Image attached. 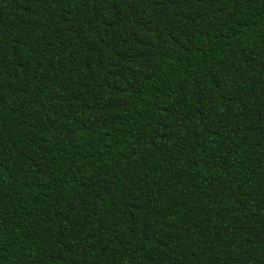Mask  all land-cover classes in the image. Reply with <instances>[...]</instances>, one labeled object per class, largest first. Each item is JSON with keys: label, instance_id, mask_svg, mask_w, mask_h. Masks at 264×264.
<instances>
[{"label": "trees", "instance_id": "trees-1", "mask_svg": "<svg viewBox=\"0 0 264 264\" xmlns=\"http://www.w3.org/2000/svg\"><path fill=\"white\" fill-rule=\"evenodd\" d=\"M0 264H264V0H0Z\"/></svg>", "mask_w": 264, "mask_h": 264}]
</instances>
